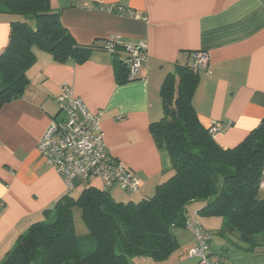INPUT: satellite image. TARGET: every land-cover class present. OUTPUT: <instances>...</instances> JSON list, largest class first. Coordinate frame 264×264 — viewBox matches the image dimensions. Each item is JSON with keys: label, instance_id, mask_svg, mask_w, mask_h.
I'll list each match as a JSON object with an SVG mask.
<instances>
[{"label": "crops", "instance_id": "crops-1", "mask_svg": "<svg viewBox=\"0 0 264 264\" xmlns=\"http://www.w3.org/2000/svg\"><path fill=\"white\" fill-rule=\"evenodd\" d=\"M50 3L60 12L63 26L76 43L96 47L81 63L73 58L60 63L50 53L35 48L36 61L27 72L30 84L22 97L0 108V263L19 236L33 223L44 220L45 210L54 207L63 195L70 192L78 196L89 186L102 187L98 178L78 176L74 190L69 191L64 178L38 151V142L51 120L61 117L56 98L64 84L71 85L90 110H103L108 152L141 179L142 187L135 197H128L117 186L110 189L123 202L153 196L157 186L174 174L169 155L157 145L150 126L164 116L161 91L166 76L177 63H190L191 51L206 50L211 70H198L193 104L199 119L206 127L216 121L232 122L214 134L222 147L239 144L264 118V0ZM108 6L133 10L147 21L132 14L109 12ZM13 19L0 14V52L9 42ZM111 34H120L123 42H147V61L136 79L117 81L114 54L104 49ZM119 54L128 56L123 49ZM204 203L190 205L189 211L196 213ZM196 216L209 232L216 231L230 243L234 240L239 244L236 237L218 233L221 217ZM173 232L179 245L171 256L175 258L185 250L189 252L195 240L186 227ZM225 243L220 242L217 248L222 251ZM242 248L248 251L244 243ZM258 249L264 253V246ZM208 254H214L213 238ZM223 259L231 264L228 257ZM261 260L264 263V258Z\"/></svg>", "mask_w": 264, "mask_h": 264}, {"label": "trees", "instance_id": "trees-1", "mask_svg": "<svg viewBox=\"0 0 264 264\" xmlns=\"http://www.w3.org/2000/svg\"><path fill=\"white\" fill-rule=\"evenodd\" d=\"M0 14L14 18L9 42L0 52V108L22 97L30 84L27 72L36 61L35 48L60 63L71 58L81 63L96 47L76 43L50 0H0ZM194 51L190 63H177L166 76L164 116L150 126L157 145L169 155L173 176L137 202L118 201L102 187L89 186L78 196L68 192L45 210L44 220L19 236L0 264H128L135 257L167 261L179 247L173 230L186 227L194 214L189 207L196 202H205L197 215L222 218L220 235L236 237L248 251L264 246V118L239 144L222 147L211 128L226 121L206 127L193 104L200 70L192 64ZM119 52L114 67L117 81L124 83L130 80L127 56ZM77 214L95 242L92 251L83 249Z\"/></svg>", "mask_w": 264, "mask_h": 264}, {"label": "built area", "instance_id": "built-area-1", "mask_svg": "<svg viewBox=\"0 0 264 264\" xmlns=\"http://www.w3.org/2000/svg\"><path fill=\"white\" fill-rule=\"evenodd\" d=\"M109 12L127 14L137 19L147 21L133 10L122 6H108ZM105 49L111 54L117 50L127 52L126 64L129 68L128 77L134 80L138 71L148 57L146 41L123 42L120 34H111L106 41ZM195 70L204 69L211 72L209 54L206 50H196L192 53ZM59 111L64 112L60 118H53L38 142V151L45 160L53 165L64 178L68 190H74V179L82 176L98 178L103 189L119 187L128 197L139 193L142 182L134 171L112 156L105 142V131L102 126L103 110L94 112L88 108L85 101L79 97L74 88L64 84L62 93L57 98ZM231 121L219 122L211 128L213 134L223 126L230 127ZM264 191V173L260 181ZM192 214L186 222V228L193 235L195 244L190 250L191 257L198 258V264H222L220 260L212 261L208 255L212 234Z\"/></svg>", "mask_w": 264, "mask_h": 264}, {"label": "rangeland", "instance_id": "rangeland-1", "mask_svg": "<svg viewBox=\"0 0 264 264\" xmlns=\"http://www.w3.org/2000/svg\"><path fill=\"white\" fill-rule=\"evenodd\" d=\"M63 115H64V112H61L60 116H63ZM75 220H76L77 231L82 236L83 245H84L83 249L92 251L95 248V242L92 239V237L88 234V229L84 225L79 214L76 215ZM212 235H213L214 254L213 256L211 255L210 258L215 259V257L216 258L217 257H222V258L228 257V260L230 261L231 264H234V263L235 264H261V263L264 264L263 260H261L264 258V253H262V250L257 249L254 252L252 251L249 252L245 250L244 248H242L243 243L240 244V242H238L239 244H232L229 242L227 238L220 237L216 231H213ZM220 242H226L225 247L224 248L222 247V251L220 250L221 247L219 249L217 248V245ZM190 250L189 252L185 250V252L182 255H177V257L175 258L173 256L165 262H156V261H153V259L149 257H135V258H131L128 264H144V263L148 264V262L152 264H158V263L159 264H177L179 262L180 264H198V258L191 257ZM219 254H223V255L220 256ZM179 258L181 259V261H179ZM183 258H186L188 260L186 259L182 260Z\"/></svg>", "mask_w": 264, "mask_h": 264}]
</instances>
